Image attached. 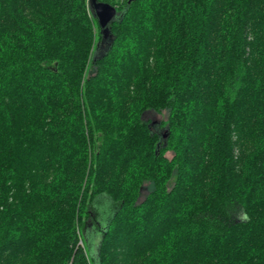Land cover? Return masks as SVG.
I'll use <instances>...</instances> for the list:
<instances>
[{
	"label": "trees",
	"instance_id": "trees-1",
	"mask_svg": "<svg viewBox=\"0 0 264 264\" xmlns=\"http://www.w3.org/2000/svg\"><path fill=\"white\" fill-rule=\"evenodd\" d=\"M91 1L0 0V264H264V0Z\"/></svg>",
	"mask_w": 264,
	"mask_h": 264
},
{
	"label": "water",
	"instance_id": "water-1",
	"mask_svg": "<svg viewBox=\"0 0 264 264\" xmlns=\"http://www.w3.org/2000/svg\"><path fill=\"white\" fill-rule=\"evenodd\" d=\"M129 1L133 2L136 0ZM91 10L97 19L102 36V41L99 43L98 50L94 54V58H98L100 55H104L112 45L111 23L118 17V14L115 7L107 3L98 2L97 0L91 1ZM154 128H156V124Z\"/></svg>",
	"mask_w": 264,
	"mask_h": 264
},
{
	"label": "rangeland",
	"instance_id": "rangeland-1",
	"mask_svg": "<svg viewBox=\"0 0 264 264\" xmlns=\"http://www.w3.org/2000/svg\"><path fill=\"white\" fill-rule=\"evenodd\" d=\"M120 3L124 0H117ZM97 32V31H96ZM167 113H163L162 115H150V117L155 118L157 122L162 121L163 118L166 117ZM148 192V189L146 188L144 195ZM143 195V196H144ZM108 206L106 204L102 205L99 207L98 212H97V221L92 222L90 224H87L85 226H82L81 228V238L82 241L85 243L89 254L91 256H95L97 252V246L99 242V238L101 235V230L104 228L106 224V218L108 215ZM87 221V218L85 219ZM81 243V241H80Z\"/></svg>",
	"mask_w": 264,
	"mask_h": 264
},
{
	"label": "built area",
	"instance_id": "built-area-1",
	"mask_svg": "<svg viewBox=\"0 0 264 264\" xmlns=\"http://www.w3.org/2000/svg\"><path fill=\"white\" fill-rule=\"evenodd\" d=\"M82 246H83V242L81 241V243H80Z\"/></svg>",
	"mask_w": 264,
	"mask_h": 264
}]
</instances>
